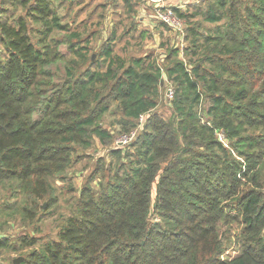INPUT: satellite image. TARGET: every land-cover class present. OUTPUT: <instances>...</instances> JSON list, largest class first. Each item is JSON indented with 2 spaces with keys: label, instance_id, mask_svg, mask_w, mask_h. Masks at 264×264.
I'll return each mask as SVG.
<instances>
[{
  "label": "trees",
  "instance_id": "obj_1",
  "mask_svg": "<svg viewBox=\"0 0 264 264\" xmlns=\"http://www.w3.org/2000/svg\"><path fill=\"white\" fill-rule=\"evenodd\" d=\"M115 1L132 11V0ZM177 2L183 58L170 48L163 67L151 56L126 61L113 29L88 63L93 34H73L59 82L50 34L66 26L50 0L20 1L42 26L37 43L22 16L0 20V189L7 201L21 196L18 213L32 216L29 203L53 191L76 149L111 138L103 115L118 113L123 134L145 117L134 141L97 159L57 241L20 239L34 247L21 264H264V0ZM197 16L214 27L200 29ZM164 76L167 119L154 112Z\"/></svg>",
  "mask_w": 264,
  "mask_h": 264
},
{
  "label": "rangeland",
  "instance_id": "obj_2",
  "mask_svg": "<svg viewBox=\"0 0 264 264\" xmlns=\"http://www.w3.org/2000/svg\"><path fill=\"white\" fill-rule=\"evenodd\" d=\"M20 1L0 0V9L2 10V12L0 11V20L8 18L9 23H13L16 18L22 16L27 24L32 42L37 43L41 38L42 26L39 22H34L30 17L25 16V7L20 4ZM132 1L133 8H130L132 10L130 11L115 0H50L52 7L60 17V22L66 26V31H53L50 34L52 40L59 43L57 50L62 55L61 60L49 67L54 75L53 82H59L65 78L66 66L70 64L68 61L74 58L68 47L69 43L77 41L73 34H77L80 40L89 38L93 34L89 40L88 63L98 59L99 49L107 42L113 29L116 31L114 52L126 61L135 57L151 56L159 66L163 67L166 64L164 58L167 55V49L170 48H178L180 50L179 58H183L181 50L186 46V43L182 39L178 40L175 34L169 32L153 18L151 7L144 6L145 4L141 0H137L136 4L135 0ZM181 1L187 4L197 1L212 2V0ZM176 2L177 0H167L166 4L173 7L177 6V4L174 5ZM183 23L185 24L184 20ZM193 23H199L200 29L204 30L214 27V25L203 22L201 16H197ZM2 49L0 45V62L2 61ZM83 68L85 66H81L76 73L81 72ZM163 82L161 97L154 112L167 119L171 113V103L165 97V92L167 85H171L165 76ZM206 104L207 102H203V108L206 107ZM119 116L113 111L102 116L100 124L111 134V138L104 143L93 137L89 148L76 149V155L74 154V161L70 168L66 169L61 177H55L51 181L53 191L44 199L29 203L30 212L28 213L32 215L30 218L17 212V206L21 203L20 195H15V199L7 201L8 195L5 194L8 192H5L3 188L0 189V237L7 239V246L0 248V264H13L14 260H19L18 264H21L28 259V255L34 247L24 246L20 242L22 237L35 238L37 240L36 248H40L46 242L58 240L60 227L64 223V218L69 215L72 198L77 196L81 187L87 183V177L94 170L97 159L103 156V159L108 162L110 149L125 148L134 141L141 129V123L145 120V117L142 116L138 127L132 130L134 136L128 144L119 145L118 143L122 140L121 134H123L119 131L120 127L117 124ZM201 119L204 120L202 117ZM221 134L223 135V133ZM222 140H224V136ZM69 187L72 188L70 191H68ZM53 198H56V202L53 201ZM14 201H16V205H11L7 209L6 202L12 204ZM154 201L155 188L153 185L151 202L154 203ZM154 218L157 219L155 213L150 215V219ZM232 254L230 253V255Z\"/></svg>",
  "mask_w": 264,
  "mask_h": 264
},
{
  "label": "built area",
  "instance_id": "obj_3",
  "mask_svg": "<svg viewBox=\"0 0 264 264\" xmlns=\"http://www.w3.org/2000/svg\"><path fill=\"white\" fill-rule=\"evenodd\" d=\"M145 5L152 8L153 18L161 25L165 26L171 32L177 33L180 39L183 38L184 23L183 20L176 14L174 8L175 6H167V0H141ZM182 2V1H181ZM181 4V3H180ZM184 4L177 6L183 7ZM165 97L168 100L173 98V89L171 86L167 85ZM142 119L140 116L139 120ZM122 140L118 143L119 145H126L133 139L134 133L130 131L129 133L121 134ZM218 137L222 139L223 135L218 133Z\"/></svg>",
  "mask_w": 264,
  "mask_h": 264
},
{
  "label": "water",
  "instance_id": "obj_4",
  "mask_svg": "<svg viewBox=\"0 0 264 264\" xmlns=\"http://www.w3.org/2000/svg\"><path fill=\"white\" fill-rule=\"evenodd\" d=\"M18 261H19V260H14V261H13V264H18Z\"/></svg>",
  "mask_w": 264,
  "mask_h": 264
},
{
  "label": "crops",
  "instance_id": "obj_5",
  "mask_svg": "<svg viewBox=\"0 0 264 264\" xmlns=\"http://www.w3.org/2000/svg\"><path fill=\"white\" fill-rule=\"evenodd\" d=\"M178 2H176L174 5H176ZM144 5V4H143ZM144 6H147V5H144ZM142 11H144V8H142Z\"/></svg>",
  "mask_w": 264,
  "mask_h": 264
}]
</instances>
